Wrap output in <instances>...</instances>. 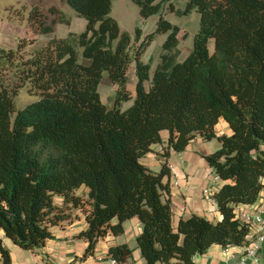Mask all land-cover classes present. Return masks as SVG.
<instances>
[{
	"label": "trees",
	"instance_id": "trees-1",
	"mask_svg": "<svg viewBox=\"0 0 264 264\" xmlns=\"http://www.w3.org/2000/svg\"><path fill=\"white\" fill-rule=\"evenodd\" d=\"M64 1L85 19L82 30L52 36L27 54L22 50L35 37L0 45V229L19 247L35 249L53 237L50 225L66 216L53 195L78 204L74 190L84 184L91 208L87 226L76 234L87 240L83 257L94 253L108 230L122 233L123 221L134 215L142 223L136 242L143 264H195L194 254L213 243H243L248 225L235 205L256 200L264 175V0H187L182 9L167 0L177 14L192 9L199 14L192 47L181 60L179 26L162 13L164 0H132L139 19L158 14L155 28L141 40L140 20L132 38L110 14L112 0ZM48 11L51 19L38 3L31 4L27 19L35 34L52 32L56 21L70 23V15L54 4ZM19 13L13 7L9 16ZM160 33L166 36L151 71L142 53ZM103 75L116 85L111 105L98 91ZM25 85L37 98L16 108L15 96ZM220 116L229 134L216 133ZM164 128L165 160L154 171L140 157L161 141ZM198 133L220 142L203 154L225 180L212 193L220 218L191 213L174 228L163 180L170 173L169 149L184 150ZM106 257L123 264L132 247L110 245ZM0 264H11L1 240Z\"/></svg>",
	"mask_w": 264,
	"mask_h": 264
},
{
	"label": "crops",
	"instance_id": "crops-1",
	"mask_svg": "<svg viewBox=\"0 0 264 264\" xmlns=\"http://www.w3.org/2000/svg\"><path fill=\"white\" fill-rule=\"evenodd\" d=\"M52 16H50L49 19H51ZM144 19L145 18L139 19L138 17L140 25ZM2 21L3 20L0 18V24H2ZM55 23L53 25V31ZM49 33L50 34H35L31 27L22 29L18 37H35L34 41L28 43L23 48L22 52L28 53L45 44L47 42L46 40H42L41 42H38L37 40L39 37H42L41 34H47L46 38L54 35L51 34V32ZM81 61L88 63L89 59L81 57ZM154 65H151V71L153 70ZM129 68L127 71L128 87L133 97L135 83L133 88H131L132 83L130 84V78L133 82L134 76L133 71L131 75H129V72L132 69L134 70V64H131ZM104 80H106L105 76L100 79V84L110 86V90L116 88V85L112 82L110 83V80ZM144 84L148 87L149 81L146 80ZM104 103L109 104L108 102ZM215 131L216 133L224 132L227 134L231 132L227 121L222 116L219 117L215 124ZM168 135V129H161V141L152 143L151 150L140 157V161L154 171L159 170L161 163L165 160L162 151L167 147ZM219 144L220 142L216 137L205 139L198 133L189 141L184 150L176 152L169 149L167 163L170 168V173L169 175H165L163 180H168L169 184V197L172 209L171 222L174 228L177 226L180 217H187L191 213H198L212 220L220 218V213L214 197H208L204 195L202 191L203 187H209L212 192H214L225 182L224 179L215 174L212 167L203 157V154L214 150ZM261 147L264 149V141L261 144ZM262 182L263 186L258 194V198H264V175L262 176ZM81 186L82 185L78 188ZM78 188L74 190V193L80 197L78 204L64 202V198L60 194L53 195L54 202L64 208L66 216L57 223L50 225L49 228L53 237L47 238L35 249L31 250L19 247L11 240V238L4 234L2 229H0V240L2 245L9 250L11 264H117L111 258L106 257L108 247L117 243H127L132 247V257L128 261L123 262V264L144 263V258L142 257L136 242V236L142 227L141 220L137 215L123 221L122 233L114 234L112 231L108 230L105 235L100 236L96 241L94 253L83 257L87 246V240L76 234L87 226L85 216L89 212L91 204L87 197L88 187L87 191H85L86 189H83L81 193L77 191ZM247 204L248 203H238L235 205V210L238 211L243 209ZM116 220L117 218L113 217L111 222H115ZM240 252V244L222 246L219 243H213L204 252L194 254L193 259L195 264H234V262L238 260ZM258 256L260 262L264 264V245L259 250ZM155 264H161V262L156 261Z\"/></svg>",
	"mask_w": 264,
	"mask_h": 264
},
{
	"label": "rangeland",
	"instance_id": "rangeland-1",
	"mask_svg": "<svg viewBox=\"0 0 264 264\" xmlns=\"http://www.w3.org/2000/svg\"><path fill=\"white\" fill-rule=\"evenodd\" d=\"M187 0H172L174 9H182ZM33 3H38L43 10L48 13V17L52 16L51 12L48 11V6L50 4H54L55 6L61 8L66 13L70 14L71 22H56L54 26V31L51 34L53 36H64L69 30L80 31L85 26V19L81 16L75 14L74 10L69 6L67 2L64 0H0V18L2 24H0V45L2 46H15L17 42V37L24 28H29V22L27 19L28 10ZM13 7H19L21 9V14H17L16 16L10 17V11ZM169 2L164 0L162 13L166 18H168L171 22L177 24L179 26V31L177 33V37L179 39L178 47L179 54L178 59H183L188 52L190 51L193 43V36L195 31L198 28V20L199 14L195 9H192L186 14H177L175 10H171L169 8ZM110 14L117 20L121 29L127 30L133 38L135 25L138 21L139 17V8L138 5L135 4L132 0H112V7ZM158 17L157 13L151 14L147 18H145L141 22L142 27V35L140 40L143 38V35L146 32L153 30L156 26V19ZM15 24H9V23ZM50 34V33H48ZM42 37H39L37 40L41 42L42 40H48L47 34H41ZM52 36V35H51ZM166 33L157 34L156 37L147 45L146 49L142 53V59L144 61H149L153 66L159 58V51L163 40L165 39ZM43 38V39H42ZM2 42V43H1ZM41 44V43H38ZM138 42L133 43L134 50L137 46ZM39 46V45H37ZM36 46V47H37ZM208 47L210 51L214 50L213 39H210L208 42ZM31 52V51H30ZM25 53V52H24ZM29 53V52H28ZM27 54V53H25ZM131 69V68H129ZM134 80L130 78V84L132 83V87L136 81V76L134 70H130L129 75L132 74ZM106 78L107 81L110 79L103 75L102 77ZM104 80V81H106ZM112 81H110L111 83ZM113 83V82H112ZM130 86V85H129ZM98 91L100 94V98L104 102H108L109 105L113 103L114 89L110 90V86L100 84L98 85ZM37 98V95L32 93L28 87L25 85L21 87L15 96V106L16 108L23 107L26 103L30 102ZM133 102V98L122 101L121 108H127ZM83 189H86L87 186L82 184L80 188L77 189L78 192H82Z\"/></svg>",
	"mask_w": 264,
	"mask_h": 264
},
{
	"label": "built area",
	"instance_id": "built-area-1",
	"mask_svg": "<svg viewBox=\"0 0 264 264\" xmlns=\"http://www.w3.org/2000/svg\"><path fill=\"white\" fill-rule=\"evenodd\" d=\"M202 191L204 195L212 197L211 188L203 187ZM236 213L247 223L248 231L245 241L240 244V256L234 264H262L258 252L264 245V198L257 197L255 201L248 203Z\"/></svg>",
	"mask_w": 264,
	"mask_h": 264
}]
</instances>
